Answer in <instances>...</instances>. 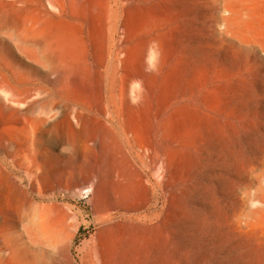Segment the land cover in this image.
<instances>
[{"label": "rangeland", "instance_id": "obj_1", "mask_svg": "<svg viewBox=\"0 0 264 264\" xmlns=\"http://www.w3.org/2000/svg\"><path fill=\"white\" fill-rule=\"evenodd\" d=\"M105 226L264 264V0H0V264Z\"/></svg>", "mask_w": 264, "mask_h": 264}, {"label": "crops", "instance_id": "obj_2", "mask_svg": "<svg viewBox=\"0 0 264 264\" xmlns=\"http://www.w3.org/2000/svg\"><path fill=\"white\" fill-rule=\"evenodd\" d=\"M125 211L129 212L127 208ZM129 233L114 231L112 227L105 226L82 241L79 248V263L153 264V260H157L158 264H169L170 259L174 262V255L171 256L170 252V247H173L174 243H170L169 230L159 231L162 241L154 249L151 243L145 240V236L137 238ZM156 251L158 256L153 257V252Z\"/></svg>", "mask_w": 264, "mask_h": 264}, {"label": "bare ground", "instance_id": "obj_3", "mask_svg": "<svg viewBox=\"0 0 264 264\" xmlns=\"http://www.w3.org/2000/svg\"><path fill=\"white\" fill-rule=\"evenodd\" d=\"M110 25V28L112 29V30H115V29H117V27H118V21H115V22H113V23H110L109 24ZM109 70H110V67H108V70H107V73L109 72ZM107 87H108V85H106ZM111 96H113V95H111ZM82 119V121L83 122H88V121H90V123H91V120H89L88 118H81ZM93 123V122H92ZM79 135H81V137H85L87 140L89 139L88 137H87V135H88V133H87V127L85 126V124L83 125V128H81L80 129V131H79Z\"/></svg>", "mask_w": 264, "mask_h": 264}]
</instances>
